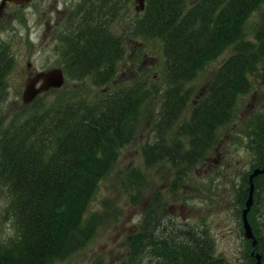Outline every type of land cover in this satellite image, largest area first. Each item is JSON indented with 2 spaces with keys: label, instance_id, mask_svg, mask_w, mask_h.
<instances>
[{
  "label": "trees",
  "instance_id": "16d2710c",
  "mask_svg": "<svg viewBox=\"0 0 264 264\" xmlns=\"http://www.w3.org/2000/svg\"><path fill=\"white\" fill-rule=\"evenodd\" d=\"M122 2L80 0L69 11L70 27L59 34L64 71L71 80L98 90L52 89L53 99L44 101L46 93L38 96L32 113L0 127V185L15 229V235L0 241V264H52L84 248L99 225L94 214L87 215L99 183L147 118L152 138L141 148L146 166L168 164L176 179L183 178L211 151L217 130L233 120L238 99L251 90L250 77L258 75L264 61V21L252 39L245 26L264 0H145L125 38L161 40V86L141 72L125 85L100 89L114 81L125 55L126 39L109 25L119 18ZM226 50L230 55L189 105L187 84ZM12 65V57L0 47V103ZM258 120L261 136L263 112ZM257 161L256 166L264 162L262 139ZM144 222L149 231L145 241L152 245L157 223L153 217ZM181 236L168 252H175L176 264H187ZM140 237H127L133 253ZM192 237L197 246L190 264H204L200 236L194 232Z\"/></svg>",
  "mask_w": 264,
  "mask_h": 264
},
{
  "label": "rangeland",
  "instance_id": "374dc122",
  "mask_svg": "<svg viewBox=\"0 0 264 264\" xmlns=\"http://www.w3.org/2000/svg\"><path fill=\"white\" fill-rule=\"evenodd\" d=\"M79 1L33 0L23 7H7L5 16L0 19V47L8 51L13 65L5 77L0 127L7 125L13 117H26L37 105L22 102L21 95L29 74L53 67L63 68L59 34L64 28L65 15ZM192 1L186 0L187 4ZM124 2L119 8V18L109 25L117 35L122 34L125 38L138 12L135 0ZM263 21L264 4L247 21L245 29L249 39ZM125 43V55L118 62L114 81L100 89L125 85L141 72L147 73L156 87L161 86L164 78L161 40L133 37ZM230 53L226 50L187 84L191 89L189 105ZM27 62L31 63L30 68L26 67ZM258 70L257 76L250 77L251 90L238 99L233 120L217 130L218 141L206 155L211 161L196 164L181 179H176L177 173L168 164L146 166L141 148L151 137V121L147 118L136 140L119 149L112 171L99 183L87 211V215L94 214L98 218L95 235L84 248L52 264H137L141 256L138 250L130 251L127 237L137 233L135 226L147 217H153L154 224L164 227L169 225L168 221L184 220H189L198 231L201 225H209L212 232L223 234L217 238V246L224 262L251 264L246 257L250 245L247 249L246 240L239 234L244 200L240 194L246 186L247 172L258 162L263 136L259 133L258 119L264 113V61L258 64ZM88 83L83 86L65 72V84L61 89L74 90L83 86L92 92L98 90L90 88ZM46 94L44 101L56 95L51 91ZM149 110L155 111L153 107ZM263 181L260 177L257 183ZM255 198L250 222L254 232L264 240V191ZM6 207V190L0 185V241L15 235L14 226L6 216Z\"/></svg>",
  "mask_w": 264,
  "mask_h": 264
},
{
  "label": "flooded vegetation",
  "instance_id": "af4514ba",
  "mask_svg": "<svg viewBox=\"0 0 264 264\" xmlns=\"http://www.w3.org/2000/svg\"><path fill=\"white\" fill-rule=\"evenodd\" d=\"M9 5L11 4H8L7 7ZM20 7H23V6H20ZM5 13L1 18L5 16ZM65 17L66 19L64 21V25H63L64 28L62 31L64 30L66 31L70 27V23H71V22H68V13L67 15H65ZM208 160L211 161V158L209 157ZM253 169H250L247 172L246 182H245L246 186L244 187V189H242V192L240 194L242 195L241 199H244V200H243V206L240 212L241 228L239 229L240 236L242 238L244 237V239L246 240L245 243H246L247 249H248V244L250 245V250L248 253H246V257L250 261L251 264H255L256 256L251 254L253 251L252 240L248 239L245 236V230H244L243 221H242V211L245 208V201L248 197L249 175L251 174ZM259 176L264 178V173ZM256 185H257V190L255 189V192L257 193L256 195L254 193L253 204L247 212V220L249 222V225L251 226V231L254 235H255L254 228H253L254 226L250 222L251 220L250 215L254 209V203L256 201L255 197L260 193L261 190L262 192L264 191V181L262 184L255 183V187ZM168 223L169 225L167 227H164L165 225L157 224V226L153 228L152 231L155 234L157 240L153 241L152 245H150V243L145 241V238L149 234V231L146 230L144 220L141 221L138 226H135V228L138 231L137 233L141 235L140 237L141 241H140V245L138 249V254L139 256H141V258L137 264H176L177 262H176L175 252L172 254H169L168 251H171L174 248V245H173L174 240L181 242L182 234L184 236L183 238V247H184L183 257L185 258V263L187 261L188 262L187 264H190L192 247L197 246V244L193 241V237H192V233L194 232L200 236L199 245H200L202 252H204L202 255L204 264H227L220 257V250L218 249V246H217V238L219 236H223L222 233H219L216 231L212 232L209 228V225H206V226L201 225V228L198 231L197 229L192 227L191 222L189 220H184L183 222L168 221ZM217 249H218V252H216ZM256 251L261 255V264H264V240H262L261 238L258 239V250ZM217 254L219 255V257L217 256Z\"/></svg>",
  "mask_w": 264,
  "mask_h": 264
},
{
  "label": "water",
  "instance_id": "95a60500",
  "mask_svg": "<svg viewBox=\"0 0 264 264\" xmlns=\"http://www.w3.org/2000/svg\"><path fill=\"white\" fill-rule=\"evenodd\" d=\"M31 0H2L0 3V17L2 16L3 10L7 3H11L14 5H25ZM145 7V0H135V9L140 12ZM26 67L30 68L31 63L27 62ZM65 75L60 67H54L48 70H40L36 71L32 74H29L24 89L22 91V102L27 105L30 104L37 96L49 91L50 89H58L64 85ZM261 173H264V164L262 167H257L253 170V172L249 175V194L245 203V208L242 212V220L245 229V236L252 240L253 251L252 255H256V263L260 264L261 256L255 253V248L257 247V240L251 231V227L247 221V212L250 209L253 203V178Z\"/></svg>",
  "mask_w": 264,
  "mask_h": 264
}]
</instances>
